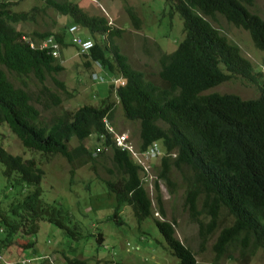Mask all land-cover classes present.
<instances>
[{"label":"trees","instance_id":"1","mask_svg":"<svg viewBox=\"0 0 264 264\" xmlns=\"http://www.w3.org/2000/svg\"><path fill=\"white\" fill-rule=\"evenodd\" d=\"M38 1L44 6L14 11L12 1L0 0V125H6L22 147L40 154L38 160L24 158L8 152L0 142L1 173L8 191L0 190V246L18 251L32 249L35 241L29 237L35 236L46 220L69 237L70 241L61 237L66 248L76 250L85 234L66 209L42 197L40 183L45 174L40 162L60 155L71 165L76 161L84 165L87 158L95 160L109 153L113 177L103 183L108 193L114 194L113 217L126 205L138 230L151 219L164 248L177 259L171 264H198L196 255L205 251L216 232L211 245L213 264H219L223 255L232 258L236 252L239 260L248 261L257 252L264 260V73L256 70L240 47L211 23L219 16L246 30L255 48L264 53V19L249 8L254 0H163L164 13L171 17L179 14L182 38L174 50L162 52L158 59L157 74L162 85L130 65L114 41L122 31L109 24L105 16L90 14L72 0ZM46 8L68 16L70 22L60 32L33 30L31 35L15 27L21 21L33 20ZM124 9L139 28L141 19L133 7L127 5ZM70 26L77 29L71 32ZM80 29H85L87 36H80ZM68 34L82 41L92 40V46L81 54L87 68L98 63L111 77L124 82L111 83L99 105L65 109L60 95L45 83L49 78L66 91L64 83L55 78L63 70L59 57L39 44L51 38L60 53L72 43ZM6 70L17 76H32L39 84L38 95L33 99L26 88L15 86ZM236 77L255 84L257 97L204 93ZM111 94L115 101L110 100ZM33 101L42 111L54 108L55 112L46 119ZM117 104L123 117L138 125V149L145 151L153 143L162 149L156 174L166 182L169 192L176 189L171 169L182 174L186 182L183 205L189 210L190 220L197 224L196 250L176 236L174 219L162 218L165 210L157 181L155 201L162 219L153 216L151 198L141 180L145 175L142 167L135 164L128 150L115 146L111 121ZM71 138L77 140V145H69ZM88 138L93 139L90 149L83 143ZM140 233L141 238L146 235ZM100 237L102 233L97 232V240ZM62 253L65 258L60 264L110 262H92ZM48 258L28 264H50Z\"/></svg>","mask_w":264,"mask_h":264},{"label":"rangeland","instance_id":"2","mask_svg":"<svg viewBox=\"0 0 264 264\" xmlns=\"http://www.w3.org/2000/svg\"><path fill=\"white\" fill-rule=\"evenodd\" d=\"M10 1L14 3L12 7L14 11H29L34 5L44 6V3L38 0ZM72 1L78 3L90 14L105 16L110 21L109 24L120 29L122 32L114 38V41L121 52L127 56L130 65L143 71L147 79L159 85L163 84L157 74L159 70L158 59L162 52L174 50L182 38V22L178 13H174L172 17L168 13H164L162 11L163 0ZM127 5L132 6L141 19L139 28L132 24L126 14L124 8ZM249 8L264 19V2L262 0H254V4ZM69 22L68 16L60 15L53 9L46 8L44 12H37L33 20L21 21L15 24V27L23 31L25 35H31L33 30L60 32ZM211 23L240 47L242 54L252 62L256 70L264 73V53L255 48L246 30L232 26L219 16L215 22ZM77 33L80 36H87L88 34L85 29H80ZM67 36L68 40L73 38L71 34ZM26 38L28 37L26 36ZM58 57L63 70L56 74L55 78L64 83L67 93L59 89L49 78L46 79L45 83L52 91L60 95L62 107L75 110L83 104H101V101L108 95L109 86L112 83L111 74L106 69L95 66L96 64L87 68L84 65V57L71 45L61 49ZM93 72L98 75L97 79L92 78ZM6 73L15 86L26 88L33 99L38 95L39 84L32 76H17L7 70ZM211 92L232 93L243 99L257 96L256 86L242 77L223 82L204 93ZM110 100L115 101V96L111 94ZM33 102L46 119L50 118L51 112H55L54 108L42 111L40 104L36 101ZM111 122L113 123V131L125 133L124 136L129 142L137 143L138 125L123 117L119 104L115 106ZM0 142L12 154H19L24 158L34 157L36 160L40 158L39 153L22 147L20 141L6 125H0ZM77 143L75 138H71L69 141L71 147ZM83 143L89 149L93 147L92 138L84 140ZM40 165L45 174L40 183L42 197L46 201L54 202L66 209L70 218L77 221L85 235L80 240L76 250L71 247L66 248L67 243L64 244L61 237L64 236L67 241H70L69 237L54 224L44 220L41 222L37 234L29 237L35 241L32 249L18 251L12 246H0V264H21L20 261L26 258L30 262L41 263L46 257H49L47 263L60 264L65 258L63 251L67 256L85 258L92 262L97 259L101 262L110 261L108 264H113L114 261L130 264H171L177 261L164 248L162 237L151 219L143 222L138 230L131 211L126 205L120 208L117 216L113 217L114 194L108 193L103 183V181L113 177L109 172V170H114L109 159V153L99 159L95 157V160L87 158L84 165H79L77 161L75 165H71L62 156L51 155L47 157V160L40 162ZM154 165L155 170H158L159 160L155 161ZM154 167L148 166L145 172H154ZM1 171L2 165L0 164V190L7 193ZM154 176V173L152 176L149 174V180H146L144 186L153 199V212H158L152 186ZM170 176L176 187L174 193L169 192V187L163 181L160 183L165 210V216L162 218L170 221L174 219L176 236L192 250H196L198 247L197 224L190 220L189 210L183 205L186 182L180 171L175 168L171 169ZM89 181H91L90 188L87 189ZM157 218H161L159 212ZM140 230L146 233L143 238L140 237ZM97 232L102 233L100 241L97 240ZM216 233L208 241L205 251L196 255L198 264H213L211 262L213 257L211 245L215 240ZM233 257L229 258L228 255H223L219 264L264 263L261 252H257L248 261L239 260L238 252L234 253Z\"/></svg>","mask_w":264,"mask_h":264},{"label":"clouds","instance_id":"3","mask_svg":"<svg viewBox=\"0 0 264 264\" xmlns=\"http://www.w3.org/2000/svg\"><path fill=\"white\" fill-rule=\"evenodd\" d=\"M109 23H110V21H109ZM70 27H72V26H70ZM91 42H92V40H90ZM252 41V40H251ZM93 44V43H92ZM32 45V44H31ZM33 46V45H32ZM71 46H73L74 47V49H76V51L79 53V54H82L83 52L80 50V48L78 47V46H76L74 43H73V41H72V43H71ZM39 47H40V44H39ZM50 49H51V54H52V48L50 47V46H48ZM40 48H44V47H40ZM49 49V50H50ZM59 49V46H58V48H57V50ZM58 52V51H57ZM60 55V53H57V55L56 56H54V57H58ZM94 64H96L95 66H99V64L98 63H94ZM100 67V66H99ZM258 71H260V70H258ZM262 72V71H261ZM97 77H98V75L95 73V72H93V75H92V78L93 79H97ZM227 81H229V80H227ZM226 82V81H225ZM124 82H123V80L122 79H120V78H114V77H112V84H116V85H118V84H123ZM250 83V82H249ZM221 84V83H220ZM219 85V84H218ZM253 85H255V84H253ZM217 86V85H216ZM256 86V85H255ZM256 88H257V86H256ZM210 89V88H209ZM211 93H217V92H211ZM222 94V93H221ZM230 94H232V93H230ZM236 95V94H235ZM257 95H258V89H257ZM257 97V96H256ZM255 98V97H254ZM243 99V98H242ZM249 99H251V98H249ZM106 119V118H105ZM105 119H104V121H105ZM111 129V128H110ZM112 132H113V137H114V143H115V146L116 147H119V148H121V149H125V150H128V152L130 153V155H131V157H132V159H133V161L135 162V164L136 165H139L140 167H142V171L145 173V175L144 176H141V180L143 181V185H144V183H146V180H149L148 179V176H149V174L152 176L153 175V173L155 174V176H154V181H153V183H152V186H153V190H154V192H155V181H157V183H158V187H159V193H160V195H161V198H162V193H161V189H160V183H161V181H163L165 184H166V182L163 180V179H160V178H158V176H157V174H156V172L158 171V170H155V165H154V163H155V161H157V160H159V163H160V157L163 155V152H162V149L159 147V145L157 144V143H153V144H151L145 151L143 150V151H141V150H139L138 149V141H137V143L135 144V143H131V142H129L127 139L122 143V144H118L117 143V141H116V137L118 136V135H125V133H118V132H115V131H113L112 130ZM97 151H98V148H97ZM96 151V152H97ZM96 152H93V156H96ZM141 159V160H140ZM148 166H151L152 168L154 167V172H151V173H149V172H145L146 170H147V168H148ZM149 173V174H148ZM143 174V173H142ZM149 178H151V177H149ZM153 178V177H152ZM151 178V179H152ZM145 188H146V186H145ZM146 190H147V188H146ZM148 192V191H147ZM149 193V192H148ZM149 196H150V194H149ZM150 198H151V204H152V207H153V209H154V205H153V199H152V197L150 196ZM163 201V200H162ZM156 202V201H155ZM156 206H157V204H156ZM152 213H154L153 214V216L154 217H157L158 216V212L156 211V212H153L152 211ZM159 219V218H158ZM160 219H162V218H160Z\"/></svg>","mask_w":264,"mask_h":264},{"label":"built area","instance_id":"4","mask_svg":"<svg viewBox=\"0 0 264 264\" xmlns=\"http://www.w3.org/2000/svg\"><path fill=\"white\" fill-rule=\"evenodd\" d=\"M77 28L75 26L70 27V31L73 32L75 31ZM73 43L78 46L80 48V50L86 51L88 50L91 46H92V42L90 40H84L82 41L79 38H73L72 39ZM50 46L53 50H52V55L56 56L57 55V48H58V44L53 42V40L51 38H48L47 40L41 42L40 47H48ZM126 140L124 135H118L116 137V141L118 144H122L124 141ZM21 264H28L30 263V261H28V259H23L20 261Z\"/></svg>","mask_w":264,"mask_h":264}]
</instances>
